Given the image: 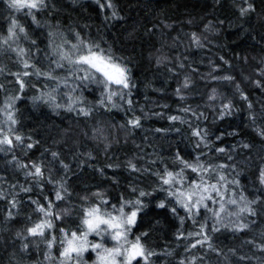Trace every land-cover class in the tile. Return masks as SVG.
Masks as SVG:
<instances>
[{
	"label": "trees",
	"instance_id": "trees-1",
	"mask_svg": "<svg viewBox=\"0 0 264 264\" xmlns=\"http://www.w3.org/2000/svg\"><path fill=\"white\" fill-rule=\"evenodd\" d=\"M46 2L35 12L37 24L0 0V38L8 34L10 17L18 19L28 36L20 34L17 42L27 53L24 59L42 71L55 69L58 77L23 76L33 69H24L21 58L0 43V138L6 134L13 141L0 145L5 149L0 151V264H61V229L81 230L84 210L101 200L107 201L104 209L117 214L113 206L125 204L130 212L134 209L126 202L137 199L142 208L129 239L140 236L154 253L147 264H264V0H112L115 17L113 9H101L95 0ZM248 4L254 10L241 15ZM78 37L110 50L130 70L134 86L124 90L130 92L124 99L113 98L115 107L100 103L102 89L94 84L75 77L65 83L67 69L51 63L56 45L77 43ZM225 104L231 105L230 114ZM137 117L140 126L133 127L129 121ZM180 159L208 171L193 172ZM33 164L41 168V177L29 175ZM181 170L171 187L163 184L166 171ZM201 176L217 185L225 202L241 195L257 201L251 205L254 216L224 220L248 228L216 224L204 207L189 214L169 195L175 188L189 190ZM209 194L220 200L211 189ZM161 202L165 208L158 207ZM205 203L218 208V203ZM41 205L52 216L38 211ZM45 219L53 227L43 237L30 236L27 229ZM201 224H206L203 234L194 235ZM214 225L220 230L213 231ZM205 235L207 242L192 247Z\"/></svg>",
	"mask_w": 264,
	"mask_h": 264
},
{
	"label": "snow or ice",
	"instance_id": "snow-or-ice-1",
	"mask_svg": "<svg viewBox=\"0 0 264 264\" xmlns=\"http://www.w3.org/2000/svg\"><path fill=\"white\" fill-rule=\"evenodd\" d=\"M95 2L101 9L105 7L113 9V17L117 15L112 0H107L106 3H102L101 0H95ZM7 7L17 13H23L25 16H30L32 21L38 24L39 22L36 20L35 12L47 7V2L46 0H7ZM249 10H254L251 4H248L247 8L240 9L241 15ZM7 31V36L0 38V43L7 45L9 50L15 52L17 56L21 58V63L24 69H33L32 72L24 71L22 73L23 76L36 75L37 77L44 76L52 80L58 79L57 76L53 75L55 69H52L51 71H42L37 68L35 64L29 63L28 59H24L27 53L24 48L19 47L17 42L20 39V34H23L25 39H27L28 36L25 27L18 19L10 17V24ZM50 35L52 34L50 33ZM32 43L35 44L36 42L33 40ZM13 45L16 46L14 47ZM65 45H70L67 50H65ZM53 55L56 59H53L51 63L55 65V68L67 69L68 75L64 78L65 83L69 77H75L76 80H79L82 83L88 82L102 89L101 104H104L107 101L112 103V106L115 107L116 105L113 100L114 97L124 99L125 95H130V92L125 93L124 91L125 89H130L134 86L130 80V70L118 58L114 57L110 50L101 48L99 44L85 42L80 40L79 37L77 43H70L65 40L62 44L55 46ZM15 75L17 76V82L20 84L21 90H23L25 84L24 81L20 79L21 74L16 73ZM224 79L230 80L232 78L224 77ZM256 84L257 87H261L259 81H257ZM86 86L87 84H85V87ZM184 86L187 87V82H185ZM53 91H55V89H53ZM49 95L52 100H55L54 96H51V94ZM242 98L247 100L246 96L242 95ZM34 99H39V97ZM69 99L71 100L72 98L69 97ZM127 102L131 104V100H128ZM56 107H60V105L57 104ZM251 107L252 105L249 103V108ZM224 109L226 110L225 114H230L231 105L225 104ZM68 110H72L71 104H69ZM81 111L84 115H88V113L84 112L83 109H81ZM262 115H264V113H262ZM249 118L255 122V118L251 114ZM171 119L175 120L178 118L171 117ZM7 120L10 121L11 124L16 123V120L11 113H8ZM129 124L133 127H139V117L130 120ZM193 135L203 139L199 130H194ZM260 135L264 136V130L260 131ZM15 140L22 143V137L19 135L15 136ZM12 143V139L6 134L0 138V145L11 146ZM28 147L31 148L32 145L29 144ZM245 147H248V145H245ZM4 150L5 149L0 148V151ZM219 151L223 152L224 149L221 148ZM52 155L55 157L57 154L53 153ZM180 162L185 168H191L193 172H197L199 169L203 168V165H193L183 159H180ZM24 167H27V165H24ZM32 167L35 169V172L29 173V175L37 177H41L43 175L42 170L38 165L33 164ZM131 167L135 169L134 165H131ZM203 170L205 172L208 171L206 168H203ZM182 171L183 170H181V173L175 174L166 171L165 176L161 177L163 184L171 187L176 181V178L182 175ZM220 179L223 180L224 178L220 177ZM260 183L264 184V169H262L260 173ZM209 189L216 192L217 196L220 197L219 201H217L210 194L205 195V193H209ZM25 190L27 191V189ZM144 195L145 193L141 191L140 196ZM169 195L174 196L177 203L180 204L189 214H198L200 207H204L208 211L212 212L213 217L216 218V224L225 228L231 227L232 230L236 231L244 230L248 228L249 225L247 223H237L232 221L224 223L226 217L235 216L239 218L242 213H248L253 216L256 214L255 209L251 207V205L257 202L256 200H248L246 197L241 195L239 200L229 198L225 202V198L220 195L217 185L206 184L203 176H201V182L190 186L189 190L184 191L182 188H175V190L169 191ZM56 198L62 199L59 192H57ZM206 200L218 203V208L215 210L211 209L209 205L205 203ZM104 204H107V201L101 200V205L89 207L84 210V214L81 219L83 228L81 230L69 233L61 229L63 234L60 240L62 247L59 253V256L62 258L61 264H72V262H74V264H81L83 254L89 250L96 254L94 264H134V261L140 260H143L145 264H147L148 257L154 253L145 249L144 245L141 243L140 236H136L133 240L129 239L131 228L135 225L138 212L142 208L141 201L137 199L135 202H126V204H131L134 209L130 212H125V204H122L119 209H115V206H113V209L117 212V214H113V212L104 209L102 207ZM226 205L237 206V210L232 211L226 207ZM165 206L166 205L163 202L158 205L160 208H165ZM13 207H15V202H13ZM48 208H51V202L49 203ZM194 209L195 213H193ZM37 210L44 213L45 217L52 216V212L50 210L46 211L45 207L42 205L39 206ZM172 211L175 213L176 209L173 208ZM9 215H11V213H9ZM56 218L59 219V216ZM52 227V222L45 219L44 221L35 224L33 227L28 228L27 232L30 236L43 237L45 230L51 229ZM205 227L206 224H201V231L199 233H195L194 235H202ZM212 230L219 231L220 228L214 225ZM92 234L100 237V242H90L88 237ZM144 235H146V233ZM189 235L193 234L190 233ZM106 238L107 240L114 242L112 246H107L105 242ZM208 239L209 238L205 235L203 241L197 240L196 243L192 244V247H196L197 244L207 242ZM55 241L56 237L54 236L48 240L49 249L52 248ZM24 247L27 248V244H25ZM209 247H211V245H209Z\"/></svg>",
	"mask_w": 264,
	"mask_h": 264
},
{
	"label": "rangeland",
	"instance_id": "rangeland-1",
	"mask_svg": "<svg viewBox=\"0 0 264 264\" xmlns=\"http://www.w3.org/2000/svg\"><path fill=\"white\" fill-rule=\"evenodd\" d=\"M6 1H7V0H6ZM231 218H235V217L233 216V217H231ZM132 227H133V226H132ZM131 229H132V228H131ZM129 235H130V234H129ZM88 240H89L90 242L96 243V242H100V237H98V236L92 234V235H89ZM105 242H106L107 246H112V244L114 243V242H112V241H110V240H107V238H106V241H105ZM89 254H91V257H90V262L87 263V264H94V262H95V260H96V254H95L94 252H92L91 250H89V251H87V252H85V253L83 254V258H82L81 263H83V260H84V259L87 260V256H88ZM136 262H137V261H134V264H135ZM72 264H74V262H72Z\"/></svg>",
	"mask_w": 264,
	"mask_h": 264
}]
</instances>
